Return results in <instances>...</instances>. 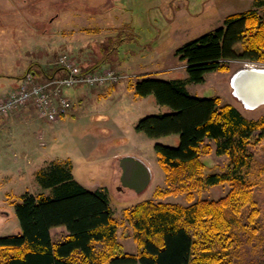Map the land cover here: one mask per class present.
<instances>
[{"label": "rangeland", "instance_id": "1", "mask_svg": "<svg viewBox=\"0 0 264 264\" xmlns=\"http://www.w3.org/2000/svg\"><path fill=\"white\" fill-rule=\"evenodd\" d=\"M252 9L263 12L264 0H0V95L9 75L21 76L29 68L40 75H60L63 55L76 61L80 70L106 64L127 75L112 86L67 90L73 109L63 120L47 122L28 111L24 112L27 122L0 127V237L21 232L15 210L21 196L51 195L37 176L57 162H71L75 179L89 190H108L126 253L138 252L126 219V212L138 204L153 201L188 207L226 197L230 183L200 191L185 183L181 186L193 189L192 196L171 193L178 188L167 183L155 145L178 147L180 137L150 139L135 129L142 118L168 114L171 109L159 105L154 96L135 97L129 87L142 76L188 81L186 65L175 56L176 50L221 27L228 16ZM246 66L264 68V62L230 61L225 71L206 75L203 84L188 83L187 89L193 96L219 98L249 120L264 119V106L246 110L232 94L231 78ZM210 147L200 157L204 176L228 172L229 157L218 156L214 142ZM251 151L254 156L245 174L260 221L247 224L249 232L255 231L254 238L241 229L236 262L264 264V140ZM125 156L149 165L152 182L147 190L120 188L119 163ZM65 231L55 228L52 235L58 240Z\"/></svg>", "mask_w": 264, "mask_h": 264}, {"label": "trees", "instance_id": "2", "mask_svg": "<svg viewBox=\"0 0 264 264\" xmlns=\"http://www.w3.org/2000/svg\"><path fill=\"white\" fill-rule=\"evenodd\" d=\"M175 56L185 63L188 81L142 76L129 87L135 97L154 96L171 109L142 118L135 129L150 139L180 137L178 147L155 145L167 183L178 188L171 193H189L181 186L185 183L199 191L230 183L231 192L219 201L188 207L147 201L128 210L126 219L138 246L131 254L119 242L108 190L83 186L69 161L52 163L37 176L51 195L27 193L15 203L21 232L0 237V264H241L236 262L240 231L249 232L247 224L260 221L245 172L254 156L252 147L264 140V119L249 120L216 97L193 96L187 84H203L206 75L225 71L230 61L264 62V11L228 16L221 27L186 43ZM28 73L43 79L55 75L41 77L29 68L19 83ZM210 142L218 156L229 157L228 172L204 176L200 157L211 151ZM55 228H65L66 234L54 239ZM249 234L254 238L255 231Z\"/></svg>", "mask_w": 264, "mask_h": 264}, {"label": "built area", "instance_id": "3", "mask_svg": "<svg viewBox=\"0 0 264 264\" xmlns=\"http://www.w3.org/2000/svg\"><path fill=\"white\" fill-rule=\"evenodd\" d=\"M62 73L42 79L28 73L19 86L0 95V121L23 110L34 109L41 119L58 122L69 115L73 102L66 91L74 87L104 88L120 83L127 76L112 69L82 71L76 61L63 55Z\"/></svg>", "mask_w": 264, "mask_h": 264}, {"label": "water", "instance_id": "4", "mask_svg": "<svg viewBox=\"0 0 264 264\" xmlns=\"http://www.w3.org/2000/svg\"><path fill=\"white\" fill-rule=\"evenodd\" d=\"M232 94L246 110H256L264 106V68L246 66L235 73L230 82ZM123 187L141 193L152 182L150 168L140 159L125 156L119 163Z\"/></svg>", "mask_w": 264, "mask_h": 264}, {"label": "crops", "instance_id": "5", "mask_svg": "<svg viewBox=\"0 0 264 264\" xmlns=\"http://www.w3.org/2000/svg\"><path fill=\"white\" fill-rule=\"evenodd\" d=\"M98 67V69H105V68H109V66L108 65H106V64H103V65H97ZM99 67H101V68H99ZM94 68H96V67H94ZM87 69H90V68H87ZM29 70V69H28ZM27 72V71H26ZM25 72V73H26ZM25 73L23 74V75H21V76H14V75H9L8 77H10L9 78V81H8V83H7V85H3L2 87H4V91H3V93L4 92H6L7 90H10V89H14V88H16V87H18V85H19V81L20 80H18V78H22L24 75H25ZM62 74V73H61ZM48 75V74H47ZM41 77H43L42 75H40ZM45 76V75H44ZM1 87V88H2ZM82 92H80V94H81ZM79 94V95H80ZM28 111H32L33 112V110H24V111H22L21 113H17V114H14V115H11V116H9V117H7V118H4L2 121H0V127L1 126H3V128L4 127H6L8 124H15V123H17V122H22V123H24L25 121L27 122V120L29 119V116L28 115H26V113H24V112H28ZM72 113V112H71ZM70 116V115H69ZM144 162V161H143ZM145 163V162H144ZM148 167H149V165L147 164V163H145ZM150 168V167H149ZM151 170V169H150ZM152 172V171H151Z\"/></svg>", "mask_w": 264, "mask_h": 264}, {"label": "flooded vegetation", "instance_id": "6", "mask_svg": "<svg viewBox=\"0 0 264 264\" xmlns=\"http://www.w3.org/2000/svg\"><path fill=\"white\" fill-rule=\"evenodd\" d=\"M3 21V17H2V19H0V22H2ZM3 25V24H2ZM123 188V186H122V184L120 185V188ZM124 190V189H123Z\"/></svg>", "mask_w": 264, "mask_h": 264}]
</instances>
